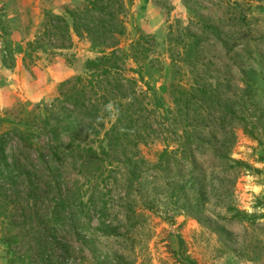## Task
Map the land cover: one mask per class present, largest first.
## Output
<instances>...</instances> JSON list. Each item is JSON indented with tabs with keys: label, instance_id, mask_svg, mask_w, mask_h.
Returning <instances> with one entry per match:
<instances>
[{
	"label": "rangeland",
	"instance_id": "1",
	"mask_svg": "<svg viewBox=\"0 0 264 264\" xmlns=\"http://www.w3.org/2000/svg\"><path fill=\"white\" fill-rule=\"evenodd\" d=\"M87 1L44 13L37 27L28 28L27 37L15 42L6 20V6L0 2V135L6 134L5 151L10 163L18 147L12 129H25L18 125L19 121L34 114L44 116L42 110L36 111L37 107L49 106L64 82L84 76L86 63L101 57L84 38L73 37L72 46L59 51L46 46L32 53L28 46L43 35L48 14L65 16L67 10L83 9ZM122 4L125 11L120 19L126 34L120 47L129 53L132 43L142 40L146 57L143 76L153 87L148 99L156 106L146 114V120L154 126L157 143L142 151L149 160L162 151L159 127L164 125L165 115L170 117L171 111H176L174 91L184 89L189 95L183 97L192 102L188 108L180 103L179 132L185 126L195 130L194 140L200 147L196 152L198 161L196 167L185 165L182 173L174 169L166 174L156 195L158 210L139 214L140 225L130 237H123L126 178L123 173L112 174L104 188L111 210L108 218L117 228V235L106 238L102 232L94 234L96 220L91 223L94 228L89 227L88 219L82 220L76 232L69 227L65 230L68 235H87V241H91L87 246L76 244L75 256L83 264H102L104 257H111L113 264H189L188 258L197 264H264V163L259 162L264 155V0H123ZM6 46L14 57V61H8L12 69L3 63ZM126 67L138 69L132 60ZM242 69L258 79L251 107L243 115L255 121L257 130L251 124L248 127L256 138L244 130L242 123H225L221 116L223 107L242 111L246 101ZM128 76L138 79L136 74ZM203 89L210 95L204 96ZM165 125L168 132H173L169 122ZM213 128L221 133L213 134ZM223 149L222 153L228 150V159L216 160L214 151ZM230 161L245 163L258 172L229 171ZM76 173L72 169L63 173L66 185L77 179ZM180 177L183 182L193 179L204 192L208 206L201 219L186 217L167 204V191L172 184H180ZM49 178L48 171L41 172L42 187ZM12 183L15 184H7L5 174H0V185L8 188L14 202L20 194L24 205L32 186L15 180ZM150 189L151 186L145 191ZM187 196L182 200L193 199L191 193ZM29 202L34 218L46 210L36 199L31 203L29 197ZM229 206L250 219L243 223L231 221V215L226 213ZM17 215L21 220L19 210ZM1 235L0 226V264H7L13 254L7 257L8 248Z\"/></svg>",
	"mask_w": 264,
	"mask_h": 264
},
{
	"label": "trees",
	"instance_id": "2",
	"mask_svg": "<svg viewBox=\"0 0 264 264\" xmlns=\"http://www.w3.org/2000/svg\"><path fill=\"white\" fill-rule=\"evenodd\" d=\"M122 2L89 0L83 9L67 10L65 16L48 14L43 35L28 45L32 53L46 46L59 51L70 48L73 37L84 38L101 57L86 63L84 76L64 82L49 106L37 107L36 111L42 110L44 116L34 114L32 118L19 121L18 125L26 126L25 129H12L18 147L11 163L5 151L6 134L0 135V174H5L7 184L9 181L15 184L12 183L15 180L33 188L27 194L28 202L23 205L20 194L14 202L8 188L0 185L1 240L8 248L7 257L13 254L8 257L7 264H83L75 256V245L87 246L91 241H87V235L81 236L79 232L68 235L65 230L69 227L76 232V226L80 227L81 221L86 219L89 227L94 228L91 223L95 219L94 234L102 232L106 238L117 235V228L112 227L108 218L111 210L104 188L112 174L123 173L126 178L123 237H130L140 225L139 214L158 210L156 195L162 189L159 184L166 174L174 169L182 173L187 165L197 166L196 152L200 147L194 140L195 130L185 126L179 132L180 103L188 108L192 102L183 97L189 95L184 89L174 91L176 111L172 110L170 117L165 115L164 125L158 126L163 134L162 151L155 154L154 160L147 159L142 151L157 143L154 126L146 120V114L152 113L155 106L148 99L153 87L143 76L146 57L141 49L142 40L133 42L129 53L120 47L126 34L120 19L125 11ZM9 60L14 61V57L6 46L3 63L12 69ZM128 60L138 69L128 70ZM129 73L136 74L138 79L129 77ZM257 81L251 72L242 69L241 82L246 97L242 111L237 113L228 107L221 111L225 123L226 120L242 123L253 138L256 135L248 126L251 124L257 130V125L243 115L251 107ZM202 93L210 95L205 89ZM167 122L173 132H168ZM222 126L221 122L219 127L222 129ZM218 128L212 129L213 134L221 133ZM225 150L214 151V158L228 159V150L222 153ZM230 162L229 171L254 170L245 163ZM259 162L264 163V155ZM69 169L77 172V179L66 185L63 173ZM43 171H48L50 178L42 187L39 179ZM180 181L169 187L167 204L186 217L201 219L208 206L204 192L197 188L193 179L183 182L180 177ZM149 186L151 189L145 191ZM188 193L193 199L183 201L182 197L187 198ZM29 197L31 203L36 199L38 204L46 206L38 218L31 214ZM226 213L231 215V221L238 223L250 219L235 207L229 206ZM188 263L197 264L190 258ZM102 264H113V261L111 257H104Z\"/></svg>",
	"mask_w": 264,
	"mask_h": 264
},
{
	"label": "crops",
	"instance_id": "3",
	"mask_svg": "<svg viewBox=\"0 0 264 264\" xmlns=\"http://www.w3.org/2000/svg\"><path fill=\"white\" fill-rule=\"evenodd\" d=\"M81 0H0L6 6V20L12 30V39L27 37L28 28H35L46 12H59L64 7ZM31 40V38H27ZM0 37V50L2 49ZM2 53V51H0ZM2 57V55L0 54ZM0 57V58H1Z\"/></svg>",
	"mask_w": 264,
	"mask_h": 264
},
{
	"label": "built area",
	"instance_id": "4",
	"mask_svg": "<svg viewBox=\"0 0 264 264\" xmlns=\"http://www.w3.org/2000/svg\"><path fill=\"white\" fill-rule=\"evenodd\" d=\"M2 7H3V6L0 4V10L2 9Z\"/></svg>",
	"mask_w": 264,
	"mask_h": 264
}]
</instances>
